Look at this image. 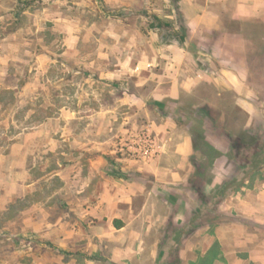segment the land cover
Listing matches in <instances>:
<instances>
[{"label":"crops","instance_id":"obj_1","mask_svg":"<svg viewBox=\"0 0 264 264\" xmlns=\"http://www.w3.org/2000/svg\"><path fill=\"white\" fill-rule=\"evenodd\" d=\"M159 1L173 6L172 0ZM179 4L186 44L177 38L166 44L153 42L138 56L129 54L100 66L70 59L60 62L57 69L62 77L48 82H53L61 106L55 114H45L50 117L43 123L20 132L0 158L1 167L11 158L10 176L0 192L10 200L34 199L32 207L21 212L26 219L20 221V229L34 233L45 249L32 255L30 264H264V178L257 180L254 189L245 186L243 193H228L215 207V221L200 220L205 206L198 204L197 193L186 188L196 174L194 137L189 129L179 128L170 107L182 105L183 94L205 86L245 89L248 41L237 24L264 21V0H179ZM11 7L9 0L8 4L0 0L2 76L10 73L12 64L7 44L16 30L8 32L1 24L11 15ZM166 16L180 29L173 14ZM67 21L71 28V20ZM192 41L199 43L202 66L193 64ZM68 43V48L73 47ZM80 70L95 75L83 79L82 87L74 79ZM32 85L30 80L25 84ZM11 86L4 85L5 89ZM113 91L116 98L110 100L108 93ZM240 104L249 117H255L250 100L243 98ZM206 105L215 107V97L203 98L196 108ZM125 106L138 108L137 115L149 119L164 114L152 125L163 139L159 156L139 161L125 155L118 124L137 126L136 115L125 113ZM39 151L51 156L54 168L49 171L47 165L43 174L34 177L32 160L40 157ZM219 160H215L214 176L207 180L211 192L231 174L218 168ZM112 161L124 173L137 176L123 180L109 173Z\"/></svg>","mask_w":264,"mask_h":264},{"label":"rangeland","instance_id":"obj_2","mask_svg":"<svg viewBox=\"0 0 264 264\" xmlns=\"http://www.w3.org/2000/svg\"><path fill=\"white\" fill-rule=\"evenodd\" d=\"M9 1L12 5V13L10 16H6L4 23L1 24L7 27L8 32L17 29L14 38L7 44L9 49L7 59L12 58L10 73L7 76H2L4 70L2 65L0 66V158L7 154L13 141L19 139L20 132L29 131L25 130L26 125L37 126L36 123L40 120L35 118L36 115L55 114L57 108L61 106L62 103L57 102L56 95H54L56 88L53 86V82H48L53 78H59L58 76L62 77L58 75L62 72L57 69L60 62L66 63L70 59L80 65L96 63L100 66V63L107 60L111 63L118 62L129 54L135 53L138 56L140 53L148 51L153 42L158 45L159 43L166 44L175 38L172 28L161 32L151 30L149 27L154 22L150 15L161 16L164 21L165 18L168 20L167 14H173V7L166 6L159 0H146L148 3L144 4H141V0H132L134 4L127 5L120 4L117 0H104L103 3L101 0ZM5 2L8 4V0ZM55 15L64 16L65 19ZM262 16H264V12ZM174 18L176 19V17ZM68 19L71 20V28L66 26L69 23ZM170 22L174 23V21ZM237 27L243 29V34L248 41V75L245 89L238 92L232 88L218 89L215 87L214 89L212 86H205L199 91L183 94L181 96L182 105L176 106L175 103L170 105L177 114L174 120L178 123L179 128L189 129L192 135L200 138L196 141L198 148L194 160L196 174L190 179L186 188L189 193L198 194V204L201 202L205 206V210L198 215V218L207 223L215 221V194H207L215 193V191H209L207 183V180L215 174V172L213 173L216 160L215 149L220 152L218 168L231 174L240 169V176L243 175L241 165L250 161L254 154L253 149L247 151L244 146H240L242 141H250L248 138H242L241 134L247 131L252 135H260L264 150V21L241 22L237 24ZM3 31L4 28L0 27V32ZM163 33L168 39L166 43L167 40H163ZM155 37H157V41H153ZM68 42H72L73 47L68 48ZM67 50H70L68 54ZM64 55H69L70 58H64ZM196 60L193 64L199 67ZM88 77L94 79L95 75L88 73L87 70H80L74 75V79L81 83L80 87L84 83L83 79ZM29 80L33 85L27 88L25 84ZM36 80H41V85L36 84ZM21 83H24V86H17L13 92L3 90L5 89L4 85L8 87V85L13 86ZM64 83L66 82L64 81ZM91 86L94 91L98 90L96 85ZM108 95L110 100L116 98L114 91L109 92ZM208 97H215V107L206 105L203 108L200 106L206 110L205 112L197 109L196 106L201 104L202 99ZM243 98L253 103L249 109L251 113L256 112L254 118L249 117L250 114L241 106ZM124 112L136 115L137 126L133 129L129 124H118L122 150L127 157L145 161L140 157L129 156L126 151L127 146L133 138H140L146 128L155 122H160L158 119L161 116L164 117V114L160 113L149 119L143 113L137 115L138 108L137 111H134L130 110L129 106H125ZM206 113L208 116H203ZM31 115L34 116L33 119H31ZM152 134L163 142L162 136H158L153 126ZM200 135L203 139L199 137ZM34 143L33 137L31 144L34 145ZM33 153L35 154L34 149ZM39 153L40 157L34 156L32 160V175L34 177L43 174L41 170L47 165L49 171L54 168L51 156L48 157L44 151H39ZM263 156L264 151H262ZM10 161L11 158L7 157L4 166H0V189L5 188V180L9 179ZM43 163L45 166L42 165ZM34 166L37 167L35 170ZM108 169L109 173L121 172L124 175L121 177L123 180L137 176L133 173H124L122 168L117 167L113 161ZM225 172L224 174H226ZM230 175L226 174V179H230ZM256 176L248 187L254 189L257 180L264 178V175L260 177L259 173ZM238 192L243 193L242 189L234 191V193ZM6 197L5 193L0 192V211H4L10 205L11 200ZM31 198L29 197L27 200L30 203L29 207L34 204V199ZM22 214L10 221V224L5 226L8 227L6 229H10L14 233L17 231L22 233L20 221L26 219ZM226 219L227 216L224 215L222 220ZM25 235L34 236L31 233ZM16 236L18 235L12 236V240H15ZM36 238L38 239V237ZM4 241L2 240L1 243ZM38 241L40 240L38 239ZM44 249L41 241L26 242V239L18 249L13 247L9 250L8 247H0V264H30L29 261L33 259L32 255Z\"/></svg>","mask_w":264,"mask_h":264},{"label":"trees","instance_id":"obj_3","mask_svg":"<svg viewBox=\"0 0 264 264\" xmlns=\"http://www.w3.org/2000/svg\"><path fill=\"white\" fill-rule=\"evenodd\" d=\"M103 2L104 1L101 0V3ZM172 2H173V6H172L173 14L176 17L177 24L180 25V29H176L174 23H171L170 21H165V20L163 21V19H161L158 15H155V14L150 15V17H152L153 21L157 22L158 24L152 22L149 25V27L151 30L161 31V32H163V30L164 31L167 30V28H172L173 29L172 34L174 35V37L178 39L180 44L184 45L187 43V36H186L185 27L182 24L183 14L180 9L179 0H172ZM164 39L167 40L165 41V43L168 42L167 37H165V33H163V40ZM170 41L171 40H169V42ZM198 48H199V43L197 41H192L190 43L189 51L193 54L194 56L193 58L195 60L196 59L199 60L198 62L196 60L199 66H202L203 63H202V59H200L199 57ZM23 84L24 83H21L19 85L15 84L11 86V88H7L3 90H10L9 92H13L16 86L22 87ZM201 111L205 112L206 110L201 109ZM49 117L50 116L36 115L35 118H37L38 121L40 120L39 122L36 123V125L43 123ZM33 118L34 116L32 115L31 119ZM25 127H30V126L26 125ZM193 137H194V142H195V148L197 150L198 148L196 145V141L199 140L200 138H196L194 134H193ZM199 137L203 139L201 135ZM241 137L250 139V141H246V140L242 141V143H240V146L241 147L244 146V148L247 151L250 149H253L254 150L253 158L250 161L241 165L242 166L241 171L243 172L242 176L239 175L240 169H237L236 173L234 172L230 175V179L229 178L225 179L224 183L217 190H215V207H217L220 204V202L225 200L228 193H233L234 191L241 190L243 187L252 184L253 182L252 180L257 177L256 175H258V173H259V176H262L264 173V156L262 157V151L264 150L262 147V141H260V135L259 136L252 135V134H249L247 131H244L241 134ZM219 155H220V152L215 149V159H217ZM113 174L119 178L124 177V175L119 171H113ZM246 180H249V181L247 182ZM27 200L28 199L22 200L20 198L13 199L11 200L7 211H0V247H8L9 250L13 249V247L18 249L21 246V243L23 242L24 239H26V242H29V241H33L34 243L40 242L38 241L34 233H31L34 235L32 236V235H25V233L23 232L18 233L17 231V233H14L10 229L8 230L5 229V226H8L10 221L15 220L21 214L23 210H25L27 207L30 206V203L27 202ZM15 235H18V236H16V239L14 238L15 240H12V236H15ZM2 240H5L4 243H1ZM176 263L177 261L173 262V264H176Z\"/></svg>","mask_w":264,"mask_h":264},{"label":"built area","instance_id":"obj_4","mask_svg":"<svg viewBox=\"0 0 264 264\" xmlns=\"http://www.w3.org/2000/svg\"><path fill=\"white\" fill-rule=\"evenodd\" d=\"M148 67H152L151 64ZM163 148V142L153 136L152 126H149L142 132L140 138H133L126 151L129 156L140 157L146 161L159 156Z\"/></svg>","mask_w":264,"mask_h":264}]
</instances>
